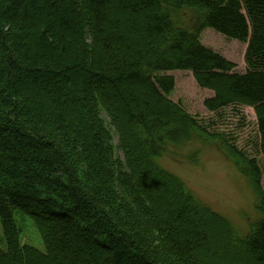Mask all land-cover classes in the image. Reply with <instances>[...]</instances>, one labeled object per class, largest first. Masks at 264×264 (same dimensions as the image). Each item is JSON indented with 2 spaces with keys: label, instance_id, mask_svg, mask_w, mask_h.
<instances>
[{
  "label": "trees",
  "instance_id": "obj_1",
  "mask_svg": "<svg viewBox=\"0 0 264 264\" xmlns=\"http://www.w3.org/2000/svg\"><path fill=\"white\" fill-rule=\"evenodd\" d=\"M206 31L246 46L244 72ZM178 74L207 116L173 98ZM192 130L247 178V234L158 162ZM23 216L45 253L21 246ZM0 219L5 264H264V0H0Z\"/></svg>",
  "mask_w": 264,
  "mask_h": 264
},
{
  "label": "rangeland",
  "instance_id": "obj_2",
  "mask_svg": "<svg viewBox=\"0 0 264 264\" xmlns=\"http://www.w3.org/2000/svg\"><path fill=\"white\" fill-rule=\"evenodd\" d=\"M182 12L177 16V21L180 20L181 27H189L191 29L193 21L196 18L195 13L187 9H183ZM202 41L207 46L214 48L226 58L235 62L238 72L245 71L246 46L244 44L228 40L207 31L202 34ZM154 52L164 56L169 55L167 51L162 52L159 48L155 49ZM178 76L181 77L179 79L180 89L173 98L178 100L182 96L185 106L192 104L193 109L196 111L194 113L202 117L207 116L208 112L203 108L201 101L211 93L204 91L202 93L195 85L191 75L181 76V74H178ZM138 96V99L142 103L158 105L149 95L143 96L141 93H138ZM244 112L250 119L255 120L253 108L246 107ZM171 114L175 116L176 111L172 109ZM216 127L219 130H226L222 125ZM243 137L245 138L243 141L247 140L250 137L249 132L246 131ZM188 139L196 142L184 144V140L179 144L169 147L164 153L165 155L158 159V162L163 168L184 180L204 203L226 217L241 234H247L258 218L255 208V197L247 178L240 170V166L233 162L234 159L231 157L233 156L232 151H228L221 141H210L200 138L198 132L195 130L190 132ZM114 140L117 146L119 141L117 138ZM20 146L26 147L24 143L20 144ZM17 225L20 229L21 246L28 245L42 253L46 252L42 236L30 218L25 216L19 217ZM214 229L216 228L214 227ZM0 247L6 248L1 219ZM234 250L237 251L238 255L245 258L247 252L244 247L236 246ZM53 253L57 254L55 250H53ZM85 257L87 258L88 256ZM100 259L99 262L102 263L103 260L102 258ZM4 262L6 261H0V264H5ZM16 264H19V262L17 261Z\"/></svg>",
  "mask_w": 264,
  "mask_h": 264
}]
</instances>
